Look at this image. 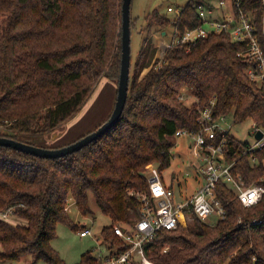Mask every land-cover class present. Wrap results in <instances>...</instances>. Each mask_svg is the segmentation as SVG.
Returning <instances> with one entry per match:
<instances>
[{
	"label": "trees",
	"instance_id": "1",
	"mask_svg": "<svg viewBox=\"0 0 264 264\" xmlns=\"http://www.w3.org/2000/svg\"><path fill=\"white\" fill-rule=\"evenodd\" d=\"M211 1L190 0L172 19L155 10L146 16L147 27L162 33L197 27L202 23L197 7ZM229 1L234 9V0ZM240 1L262 31L263 0ZM122 2L0 0V124L9 128L1 136L57 148L110 117L113 110L95 129L66 144L35 141L75 117L103 78L118 87ZM134 20L131 12V33ZM145 39L134 68L131 63L120 120L97 140L57 158L0 145V212L12 209L11 216L26 221L14 224L0 217V263L30 255L33 262L67 264L51 241L59 223L78 228L66 210L70 202L81 215L91 213L90 192L110 219L101 230L102 244L126 250L114 226L134 225L141 217V196L149 193L146 166L153 163L162 174L171 163L176 131L198 129L200 109L211 101L215 116L232 115L235 124L251 119L264 127V84L249 78V63L239 55L246 42L221 31L199 38L190 49L171 46L159 58L153 38ZM259 39L264 47L262 32ZM183 89L197 99L193 107L180 97ZM228 140L225 151L230 161L236 160L234 172L249 185L264 186V147L244 155L249 142L235 136ZM217 195L226 209L224 218L210 224L194 215L190 223L181 220L175 229H162L146 243L147 256L156 264H264V196L245 207L224 183ZM78 264H98V259L89 250Z\"/></svg>",
	"mask_w": 264,
	"mask_h": 264
},
{
	"label": "built area",
	"instance_id": "2",
	"mask_svg": "<svg viewBox=\"0 0 264 264\" xmlns=\"http://www.w3.org/2000/svg\"><path fill=\"white\" fill-rule=\"evenodd\" d=\"M218 1L220 3L217 8L208 4L197 7L196 13L202 20L197 27L185 30L172 27L170 40L169 42L164 40L162 45L159 44L157 57L162 58L165 50L171 46L186 45L190 49L199 38L225 31L233 41L247 43L246 49L239 53L249 63L247 75L251 80L264 84V47L259 39V34L261 32L264 34V24L260 31L252 14L242 8L240 0H234V9L230 2L228 10L220 8L226 0ZM168 9L174 10L171 6ZM219 9L222 13L220 16L217 15ZM164 32L167 35V32ZM227 117L215 116L213 100L210 106L200 109L198 129L181 128L176 131L175 137L188 136L193 140L190 146L195 158L202 163L203 184L191 196L179 199L174 188L165 182L157 167L150 166L147 169L149 193L141 196V217L134 225L114 226L115 233L122 239L127 249L124 251H118L116 247L115 250L110 249L101 241L104 248H98L95 252L98 264H156L147 256L145 245L155 239L158 231L177 228L184 216L191 218L196 215L204 221L211 215H216L219 219L225 217L226 209L217 195L218 187L222 183L235 192L245 207H252L262 200L264 186L256 183L247 184L241 175L234 172L236 160L230 161L226 156L225 147L229 143L228 136H233L231 129L234 125ZM259 131L262 136L257 138L256 134ZM250 134L254 136V141L249 142L250 145L243 151L244 155L264 147V127L254 123ZM66 210H69V206ZM184 210H188L186 214H183ZM12 214L13 210L8 209L0 212V217L7 219ZM79 234L81 237H87L92 235V232L85 227Z\"/></svg>",
	"mask_w": 264,
	"mask_h": 264
},
{
	"label": "rangeland",
	"instance_id": "3",
	"mask_svg": "<svg viewBox=\"0 0 264 264\" xmlns=\"http://www.w3.org/2000/svg\"><path fill=\"white\" fill-rule=\"evenodd\" d=\"M190 0H132L131 12L134 27L131 33V63L132 68L135 67L140 51L143 47L144 39L153 38L156 46L162 45L164 40L169 42L171 37V28H167V35H163L161 29L154 27H147L146 16L153 11L157 10L160 14L166 15L168 18H174L177 16L179 11L188 4ZM212 2V1H211ZM213 6L217 5L215 1L212 2ZM220 3V2H218ZM230 1L226 0L223 3V8L228 10ZM173 7V11H169V7ZM209 29L210 26H207ZM145 39V40H146ZM148 71L145 69L142 76ZM133 70L131 71V75ZM109 80L103 78L100 83L96 86L95 91L85 103L81 111L68 122L63 124L56 132H65L61 137L52 139V134L41 135V138H37L36 142L39 141H55L59 145L72 142L82 136L83 134L95 129L102 121H104L111 111L114 109L116 98L113 100L110 98L109 93ZM117 89V88H116ZM115 89V91H116ZM189 90L183 89L182 99L188 107H193L197 101L196 98L190 96ZM116 97V93L114 94ZM230 123H234L231 134L243 141L253 142L254 136L250 133L254 122L251 119H247L242 123L235 124L232 115L227 117ZM9 128L5 124H0V133L8 132ZM29 139H35L36 136H26ZM38 137V136H37ZM28 139V138H27ZM193 140L188 136L173 137V146L170 150L171 163L170 166L162 172V177L165 182L170 185L174 183V190L176 196L179 199H184L191 196L196 190L203 184V173L201 169V161L196 159L194 151L192 149L191 142ZM150 166L156 167L155 164L150 163L146 166L148 169ZM147 171V170H146ZM69 214L71 219L78 228L73 229L70 225L65 223H59L57 225V237L51 241V245L59 252L60 256L64 259L67 264H78L81 261L82 255L92 250L95 254L96 249L104 248L101 245V230L104 226L110 224V219L104 215L99 208L96 198L92 192L89 194V204L91 207V213L87 216L81 215L75 208L73 202H70ZM194 216L188 218L184 216L182 219L183 223L192 222ZM219 220L218 216L211 215L205 222L214 224ZM8 221L14 224H25L26 221L16 217L10 216ZM85 226L89 228L92 235L87 237H81L79 232ZM81 227V228H80ZM29 259V258H28ZM8 264H48L45 260H39L33 262L32 258L30 261L24 259L18 262Z\"/></svg>",
	"mask_w": 264,
	"mask_h": 264
},
{
	"label": "water",
	"instance_id": "4",
	"mask_svg": "<svg viewBox=\"0 0 264 264\" xmlns=\"http://www.w3.org/2000/svg\"><path fill=\"white\" fill-rule=\"evenodd\" d=\"M131 4L132 0H123L122 2V57H121V70L119 82L117 87V97L114 109L110 117L102 123L96 130L88 133L82 138L57 148H44L34 144H29L20 140L0 135V145L12 147L16 150L32 154L43 158H57L66 156L75 151H79L83 147L89 145L91 142L97 140L114 125H116L123 113L126 105L131 70ZM165 35V32H164ZM62 135V132H54L52 139ZM262 133L259 131L256 134L260 138Z\"/></svg>",
	"mask_w": 264,
	"mask_h": 264
},
{
	"label": "crops",
	"instance_id": "5",
	"mask_svg": "<svg viewBox=\"0 0 264 264\" xmlns=\"http://www.w3.org/2000/svg\"><path fill=\"white\" fill-rule=\"evenodd\" d=\"M215 2H217L216 4L218 5L219 3V1L218 0H214ZM218 7V6H217ZM222 13H221V9H219V10H217V15H221ZM164 35V34H163ZM109 93H110V98L113 100V98L115 99L116 97H115V93H117V85L113 82V81H109ZM115 89H116V91H115ZM65 132H63L62 133V135L64 134ZM61 135V136H62ZM60 136V137H61ZM0 251H2V247L0 246ZM29 258V259H28ZM24 260L25 261H30L31 260V256L29 255V256H27V257H25L24 258ZM0 264H8V263H0Z\"/></svg>",
	"mask_w": 264,
	"mask_h": 264
}]
</instances>
